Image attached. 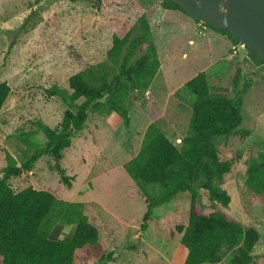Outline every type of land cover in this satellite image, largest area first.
I'll return each mask as SVG.
<instances>
[{"label": "rangeland", "instance_id": "rangeland-1", "mask_svg": "<svg viewBox=\"0 0 264 264\" xmlns=\"http://www.w3.org/2000/svg\"><path fill=\"white\" fill-rule=\"evenodd\" d=\"M137 1L149 22L160 69L147 91L131 93L129 126L125 127L115 114L89 112L84 129L71 133L70 145L58 161L73 177L71 188L60 183L55 160L49 155L38 159L30 172L9 180L15 191L34 185L66 202L74 201L82 184H91L84 191L82 211L97 229L98 247L77 250L74 264H96L100 260L104 264H182L186 255L176 226L188 221L190 195L178 194L152 208L150 221L142 231L148 198L157 196L160 189L138 185L127 176L124 165L138 152L143 132L152 122L180 146L188 131L191 101L177 89L205 69L210 60L199 41L198 48L193 49L188 34L177 22H192L193 18L164 9L160 0ZM111 35V28L92 1L0 0V83L10 87L0 110V177L7 154L20 163L25 159L24 152H32L24 142L26 134L35 133L30 140L37 144L46 142L36 131L37 122L52 129L60 123L66 107L47 90L53 86L68 90L70 76L105 63ZM144 49L141 47L138 54ZM217 56L218 51L213 60ZM230 56L212 60L215 64L205 72L207 82L231 96L235 72H240V127L248 130V135L232 134L215 141L220 160L232 162L230 172L216 183L229 195L228 206L211 205L207 193L199 189L196 209L204 215L220 211L243 228H255L259 239L252 252L253 262L264 264V193H254L246 177L249 163L264 151V67L252 60L245 48L232 50Z\"/></svg>", "mask_w": 264, "mask_h": 264}, {"label": "trees", "instance_id": "trees-1", "mask_svg": "<svg viewBox=\"0 0 264 264\" xmlns=\"http://www.w3.org/2000/svg\"><path fill=\"white\" fill-rule=\"evenodd\" d=\"M67 1L75 3L78 0ZM83 1H92L112 30L106 62L70 76L68 90L56 86L47 90L49 96L58 97L66 107L60 123L52 129L37 122L36 131L46 142L37 144L30 140L35 133L26 134L24 142L33 150L24 152L25 159L20 163L6 155L7 165L0 177V264H74L77 250L98 247L97 229L83 214L78 197L66 202L32 186L16 192L9 180L30 172L38 159L49 155L55 160L54 169L60 183L71 188L73 177L68 176L58 162L61 152L70 145L71 133L84 129L89 112L115 114L128 127L131 93L147 91L160 69L149 22L137 0ZM160 1L166 10L183 12L169 0ZM204 26L227 36L234 45L239 44L227 30ZM143 46L145 49L138 54ZM246 51L252 60L264 67L254 52ZM240 77L236 70L231 96L222 87L211 88L204 72L181 85L177 93L191 101V117L180 146L172 143L157 122H152L145 129L139 151L124 165L127 176L138 185L160 189L157 196L148 198L140 225L142 231L150 221L152 208L168 203L178 194L190 195L188 221L186 225L176 226L181 234L180 245L186 251L182 264H255L252 252L259 239L255 228H243L220 211L204 215L196 209L199 189L207 193L211 205L226 207L230 203L227 192L216 183L230 172L232 162L220 160L215 141L232 134L248 135V130L240 127ZM9 94L10 87L1 82L0 110ZM246 177L254 193H264V151L258 152L256 161L249 163ZM89 187L87 184L83 191ZM52 223L73 225V233L67 239L65 236L55 240L50 236ZM96 264L104 263L100 260Z\"/></svg>", "mask_w": 264, "mask_h": 264}, {"label": "water", "instance_id": "water-1", "mask_svg": "<svg viewBox=\"0 0 264 264\" xmlns=\"http://www.w3.org/2000/svg\"><path fill=\"white\" fill-rule=\"evenodd\" d=\"M194 20L227 30L264 63V0H169Z\"/></svg>", "mask_w": 264, "mask_h": 264}, {"label": "crops", "instance_id": "crops-1", "mask_svg": "<svg viewBox=\"0 0 264 264\" xmlns=\"http://www.w3.org/2000/svg\"><path fill=\"white\" fill-rule=\"evenodd\" d=\"M173 12H175V11H173ZM177 22L178 23L180 22L182 24V28H181L182 31H184L185 33L188 34L189 42L192 43L191 46L193 47V49L195 50L198 48L199 45L197 44V42L199 41V43H201L204 47L205 57L208 60H210V62L208 63V66L205 69L200 70V72L205 73L208 67L213 66L215 64L214 62H212V60L216 56L217 51L219 52L220 56L219 57L217 56V58H215L214 60L220 61V60L231 59L230 52L232 51V46H234V44L231 42V40L227 36H225L219 32H216L212 29L207 28L206 26H204V24H202L200 22L195 24L194 20H192V22H191V21H183V20L177 19ZM183 57H185V54ZM196 74H198V73H196ZM196 74H194L193 76H195ZM144 132H143V134H144ZM122 157L123 156L121 155V158L119 159V162L117 163V165L121 163L120 161H122ZM87 184H89V186H90L89 188H91V184L89 182L82 184L81 187L79 188L78 192L74 195V200L77 199V197H78L80 199L79 201L82 204H84V201H85L84 200V194L86 192H84L83 190ZM29 186H32L36 190H44V191L46 190L44 188H36L34 185H29ZM73 229H74L73 225L54 224V226L51 229L52 234L50 233V236H51V238H53L55 240H61V239L65 238V236L67 239L68 236H70L73 233Z\"/></svg>", "mask_w": 264, "mask_h": 264}, {"label": "built area", "instance_id": "built-area-1", "mask_svg": "<svg viewBox=\"0 0 264 264\" xmlns=\"http://www.w3.org/2000/svg\"><path fill=\"white\" fill-rule=\"evenodd\" d=\"M239 48H243L244 49V47H242V45H240V44H235L234 46H232V50L234 51V50H237V49H239Z\"/></svg>", "mask_w": 264, "mask_h": 264}]
</instances>
